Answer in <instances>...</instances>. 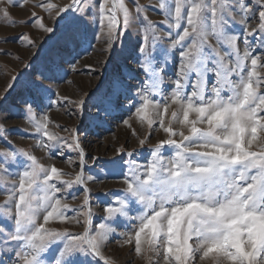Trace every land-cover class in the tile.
Wrapping results in <instances>:
<instances>
[{"label":"snow or ice","instance_id":"obj_1","mask_svg":"<svg viewBox=\"0 0 264 264\" xmlns=\"http://www.w3.org/2000/svg\"><path fill=\"white\" fill-rule=\"evenodd\" d=\"M13 8L26 15L13 17ZM150 11L164 19L153 21ZM0 18L26 28L14 39L35 50L25 61L0 48L23 66L5 73L0 91V179L18 178L0 206V264H119L106 255L117 237L149 264H264V0H0ZM101 39L100 84L62 95L60 82L72 83L79 58ZM53 109L79 123H58ZM13 116L28 127L9 126ZM116 121L140 148L92 155L88 131ZM137 128L147 129L143 137ZM159 130L167 138L140 162ZM14 131L35 143L19 147L9 139ZM32 149L72 171L42 163ZM109 176L123 187L103 193L96 225L99 194L90 185ZM36 190L46 193L43 202ZM78 192L73 207L66 201ZM80 216L79 232L46 227L80 225Z\"/></svg>","mask_w":264,"mask_h":264},{"label":"rangeland","instance_id":"obj_2","mask_svg":"<svg viewBox=\"0 0 264 264\" xmlns=\"http://www.w3.org/2000/svg\"><path fill=\"white\" fill-rule=\"evenodd\" d=\"M56 3H67L68 0H54ZM153 4L157 3V0H151ZM139 3L146 4L149 3V0H139ZM131 6V5H129ZM12 15L15 18H23L26 15L25 11L20 10L19 8H13ZM150 18L153 21H162L164 17L162 14L150 11L149 13ZM26 28H21L19 26H13L5 22L2 18H0V37L8 36L9 42L7 44L0 43V48H7L11 49L14 54H19L22 59L25 61L27 58H29V52L35 51V50H25L21 48L15 41L14 37L15 34L20 31H26ZM40 38L43 39V35H40ZM211 42L213 44L216 43L215 38H211ZM167 43V42H165ZM94 48H90L88 52L83 53L82 56L79 58V63L77 64V68L80 69L78 72H72L68 79L72 81V83H64L60 82V91L61 94H67L72 96L73 98L76 97V95L80 94L83 91H90L92 89H95L99 84L100 81L103 79V60L106 59L105 54L102 52L103 47V40L101 39L99 42L93 41ZM170 58V55H169ZM89 66L95 71H89ZM259 70V69H258ZM13 71L19 72L23 71V66L20 63V61L14 60L10 56H3L0 55V91H2L5 81L7 80V76L5 73H11ZM262 74H264V70H261ZM167 79H171V76L168 75L166 77ZM261 91H264V89H261ZM175 108L173 106L170 108V112ZM52 116L55 120H57L58 123L65 124L68 127H72L75 124L79 123V119L75 116H68L63 109H60L57 111L56 109L52 110ZM170 115L165 117V122L170 119ZM8 125L12 126L14 128L19 127H28L26 123L19 117H11L8 120ZM134 126H136L134 124ZM173 127H179V125H173ZM138 132H140L141 137L146 133L147 129H140L137 128ZM57 131H62L60 129H57ZM185 134H188V129H184ZM62 134L66 135V133ZM84 134L83 132L81 133ZM129 136L128 130L123 126L122 123L119 121H116L112 123L110 126H106L105 129L100 130H90L88 131V138L86 141V148L87 150L92 153V155L96 156H102L106 159H111L118 155L116 152V149H118L121 145H124L125 148L128 150L133 149H139L140 146L136 139L134 137L130 138L131 143L126 142V137ZM167 138V134H165L162 130H159L155 132V134L146 142V144L143 147L142 153H138V155H142L144 160L140 162H145L148 158V149L152 146L156 145L159 140ZM176 139H180L179 136L175 137ZM14 143H16L19 147H25V148H31V146L35 143V140L32 138H28L21 134L18 131L12 132L11 136L9 137ZM6 145L0 141V148H4ZM37 157L41 160L42 163L48 164V163H55L57 167L64 168L66 171H72V169L67 165V163L59 158V157H53L51 161L48 160L46 154L41 149H32ZM252 150L254 151H260V147L257 144L252 145ZM172 153L171 152H165V158L169 157ZM67 178V177H66ZM18 178L15 176L9 177L7 182L0 179V206H2L6 201L9 200V195L12 191L11 189V183ZM90 187L93 188L94 193H98L99 195H94L93 197V204L92 208L93 211L96 213V219L94 223L98 225L100 223L99 217L104 215V200L106 199L103 195V193L108 192L109 190H117L123 187V185L120 183L119 179L116 177L109 176L107 178H101L98 183L91 184ZM31 195L38 198L41 202H43L44 197L46 193L42 190H36L34 192H31ZM82 192L77 193V199L72 200L68 199L66 202L73 205V207H78L81 204L82 201ZM99 200V202H96ZM69 216L73 215V213L69 212ZM82 221L80 225L76 224H69L65 222H59L56 220L50 221L46 227H55L58 229H67L69 231L73 232H79L83 230V220L84 217H79ZM42 222V219L41 221ZM119 232H127L129 229L120 227L117 229ZM122 243L119 237L112 240V242L108 245V248L106 250V255H110L113 257H116L118 259L119 264H149L148 260L137 256L132 250L131 246H124L119 247L118 245ZM147 247V246H145ZM54 254V250H53ZM146 256L152 255L150 252L145 253ZM153 259H156V257H153ZM204 264H210V261L204 262Z\"/></svg>","mask_w":264,"mask_h":264}]
</instances>
